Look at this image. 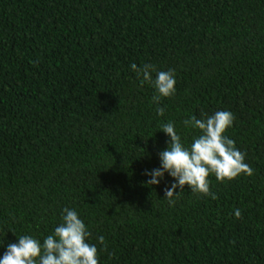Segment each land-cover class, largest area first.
<instances>
[{"label": "trees", "instance_id": "obj_1", "mask_svg": "<svg viewBox=\"0 0 264 264\" xmlns=\"http://www.w3.org/2000/svg\"><path fill=\"white\" fill-rule=\"evenodd\" d=\"M133 63L174 70L175 94L153 103ZM219 110L253 175L170 204L174 178L145 175L161 124L189 146L183 121ZM65 207L99 264H264V0H0V258Z\"/></svg>", "mask_w": 264, "mask_h": 264}, {"label": "clouds", "instance_id": "obj_2", "mask_svg": "<svg viewBox=\"0 0 264 264\" xmlns=\"http://www.w3.org/2000/svg\"><path fill=\"white\" fill-rule=\"evenodd\" d=\"M131 68L140 79L141 85L147 83L155 89L153 103L159 104L161 98L175 94L174 70H157L150 63L139 67L133 63ZM156 112L163 116L165 108L158 107ZM201 117L198 119L193 115L183 121L185 128L199 130V135L193 137L189 146L182 142L173 122L169 121L160 126L170 140L168 147L159 153L160 167L145 172V175L151 176L146 183L159 184L166 172L173 177L175 182L164 190L170 204L175 203L174 197L179 196L185 185L193 193L217 199L216 193L211 191V175L217 181L225 182L241 174L251 176L254 173L245 162L246 154L236 147L233 139L224 135L233 125V113L227 110H219L211 115L202 112ZM177 188L180 189L179 192L176 191ZM241 214L240 209L234 210L237 219ZM90 236L91 232L78 212L65 207L62 210L61 223L51 234L44 237L43 243L32 235H20L18 243L7 245L0 264H99L98 248L88 242ZM98 241L107 250L105 238L100 236Z\"/></svg>", "mask_w": 264, "mask_h": 264}]
</instances>
